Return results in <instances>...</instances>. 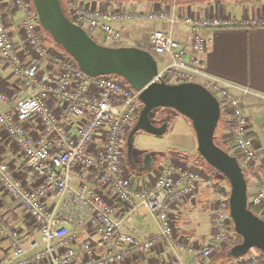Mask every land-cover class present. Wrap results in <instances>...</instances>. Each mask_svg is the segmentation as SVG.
I'll use <instances>...</instances> for the list:
<instances>
[{
    "label": "built area",
    "instance_id": "1",
    "mask_svg": "<svg viewBox=\"0 0 264 264\" xmlns=\"http://www.w3.org/2000/svg\"><path fill=\"white\" fill-rule=\"evenodd\" d=\"M6 5L0 0V71L12 70L18 79V95L0 90V129L24 157L36 182L28 187L0 157V184L27 212L40 235L27 242L20 229L6 228L0 212V230H6L14 264H122L165 242L174 253L191 255L189 262L179 264H202L218 248L234 244L237 235L226 183L203 166L179 168L168 160L156 171L150 186L137 185L127 171L126 135L140 114V93L117 76L84 74L43 30L32 0H13L10 6L23 15L24 47L29 51L25 56L23 46L9 31ZM68 6L69 20L91 37L100 31L104 44L122 39L123 30L116 24L168 25L150 35L153 52L165 61L152 83L203 86L219 101L228 125L221 139L223 150L238 160L246 175L264 162V147H258L252 138L237 94L250 91L208 72L209 39L202 34L263 28V20L239 23L215 16H180L160 8L148 12L101 10L87 0H69ZM179 27L191 34L189 45L177 38ZM48 40L54 46L49 47ZM52 101L59 112L53 110ZM29 123L40 127L36 137L29 133ZM203 186L217 196L215 233L204 248L178 241L170 215L179 201L192 199ZM249 205L264 212V179L255 187ZM140 209L156 220L158 235L140 239L136 231L126 232V224ZM260 263L257 254L247 262ZM0 264L6 263L0 260Z\"/></svg>",
    "mask_w": 264,
    "mask_h": 264
},
{
    "label": "crops",
    "instance_id": "2",
    "mask_svg": "<svg viewBox=\"0 0 264 264\" xmlns=\"http://www.w3.org/2000/svg\"><path fill=\"white\" fill-rule=\"evenodd\" d=\"M6 1L5 10L9 31L25 56L29 55L24 47L22 19L23 15L14 11L10 6L13 0ZM94 3L99 9L110 10L122 8L126 10L150 11L154 8L176 11L180 16L194 15L207 17L231 18L242 23L246 20L259 19L264 21V0H87ZM123 30L122 39L118 46H107L103 42L100 31L92 37L95 42L111 48H138L150 52L152 49L150 35L156 29H166L168 25L157 23H121L116 24ZM209 39V50L206 55V66L210 74L222 78L241 88L250 91V94L241 95L243 111L249 120L251 136L258 147H264V27L263 28H231L214 31H203ZM177 38L184 45H189L192 36L184 28L176 31ZM151 53V52H150ZM31 56H29L30 60ZM2 60L0 55V61ZM45 67V65H44ZM0 90L9 95H18V79L10 68L0 71ZM53 110L60 111L58 105L52 101ZM3 105V108H8ZM156 119L161 126L164 122L169 124L168 131L161 138L153 137L154 147L150 149L135 147V152L149 155L153 166L148 173L134 171L128 162L127 171L134 176L140 187L150 186L155 179L156 171L166 161L172 160L176 167L190 168L200 163L198 145L194 130L188 120L179 117L173 111H161ZM219 126L218 140L228 130V125ZM29 133L36 137L40 127L29 123ZM144 134V133H140ZM138 134V135H140ZM137 135V136H138ZM147 135V134H144ZM136 136V137H137ZM150 136V135H148ZM222 147V146H221ZM0 157L11 166L18 178L23 180L28 187H33L35 176L27 169L23 156L17 147L0 129ZM202 166V164H199ZM206 168V167H205ZM264 179V162L256 165L248 173V193L252 197L255 187ZM0 212L6 228H18L28 241L39 239L38 230L31 227L27 212L21 205L9 198L0 184ZM264 219V212L261 211ZM217 214V196L207 187H201L200 193L188 201H179L170 212L178 241H183L196 247H206L215 229L213 226ZM126 232H137L140 239H147L159 234L156 220L146 210L140 209L133 216L132 222L126 224ZM94 241V239H92ZM96 242V240H95ZM234 244L222 246L217 249L212 259L202 264H247L250 255L235 260L227 257L229 248ZM229 246V247H228ZM81 247L77 249L80 250ZM191 259L188 253H174L168 244L160 243L156 247L136 259H130L122 264H164L187 263ZM0 260L6 264H14L12 252L6 230H0ZM264 264V259H260Z\"/></svg>",
    "mask_w": 264,
    "mask_h": 264
},
{
    "label": "water",
    "instance_id": "3",
    "mask_svg": "<svg viewBox=\"0 0 264 264\" xmlns=\"http://www.w3.org/2000/svg\"><path fill=\"white\" fill-rule=\"evenodd\" d=\"M38 21L52 41L72 57L80 70L90 77L117 76L140 93L141 111L126 141L127 160L133 166L135 138L144 133L161 138L169 124L159 126L161 111H173L189 121L197 139L198 154L204 163L229 187L230 215L241 242L227 252L229 259H241L256 250L264 254V219L252 212L248 182L238 160L216 142L222 111L219 101L203 86L195 83L167 85L152 83L158 75V63L150 53L138 48H111L100 45L66 16L61 0H32ZM149 155L140 173L153 166ZM218 177V178H219Z\"/></svg>",
    "mask_w": 264,
    "mask_h": 264
},
{
    "label": "rangeland",
    "instance_id": "4",
    "mask_svg": "<svg viewBox=\"0 0 264 264\" xmlns=\"http://www.w3.org/2000/svg\"><path fill=\"white\" fill-rule=\"evenodd\" d=\"M61 2H62V6H63V9H68L69 8V6H68V3H69V0H61ZM52 41V40H51ZM50 40H48V42H47V45L50 47V46H54V44H52V42H51ZM106 45L107 46H118L119 44H116V43H114V42H112V43H106ZM151 53H152V55L156 58V60H157V63H158V66H160V67H162V65L163 64H165V61H163L162 60V58L159 56V55H157V54H155L154 52H153V50L151 49V51H150ZM225 122V120L223 119L222 121H221V123L219 124V126L220 125H223V124H225L224 123ZM135 125V124H134ZM134 125H133V127H134ZM132 127V128H133ZM132 128H131V130L129 131V133L127 134V138H128V136H129V134H130V132L132 131ZM218 129H219V127H218ZM217 129V132H216V138H217V140H219L220 139V134H218V130ZM126 141H127V139H126ZM153 141H154V139L153 138H151V136H148V135H144V134H140V135H138L136 138H135V147L137 146V147H139L140 149L141 148H145V149H150V148H153L154 147V144H153ZM126 157H127V151H126ZM200 157V156H199ZM200 160V163H197L198 165L199 164H202V166L203 167H206L205 166V164H204V161L201 159V158H199ZM128 161V160H127ZM128 163V162H127ZM206 170L210 173V174H212L213 176H215L214 175V173H213V170H209V169H207L206 168ZM216 177V176H215ZM218 178V177H217ZM246 178H248V175L246 176ZM220 179V178H219ZM227 185V184H226ZM228 186V185H227ZM262 211V209H258V212H259V214L261 215V212ZM259 215V217H261ZM262 218V217H261ZM27 221H29V223L31 224V227H33L34 228V230H35V227H34V225L32 224V222L30 221V219L29 220H27V218H26V222ZM235 243V242H234ZM227 246V245H226ZM230 246V245H229ZM228 246V247H229ZM230 249V248H229ZM256 254H258V252L256 251V250H254L253 252H251L249 255L250 256H253V255H256Z\"/></svg>",
    "mask_w": 264,
    "mask_h": 264
},
{
    "label": "trees",
    "instance_id": "5",
    "mask_svg": "<svg viewBox=\"0 0 264 264\" xmlns=\"http://www.w3.org/2000/svg\"><path fill=\"white\" fill-rule=\"evenodd\" d=\"M64 11H65V14H66V16L69 18V15H68V9H64ZM92 39L94 40V38L92 37ZM152 54V53H151ZM224 118L222 117L221 118V121L223 120ZM225 120V119H224ZM221 121H220V123H221ZM225 122H226V120H225ZM217 137V136H216ZM215 142H216V144L220 147V148H222L223 149V147H221L222 145H220V143H219V141L217 140V138H215ZM199 158H201V157H199ZM202 159V158H201ZM203 160V159H202ZM204 161V160H203ZM205 164V163H204ZM205 166H206V168L207 169H209L210 170V168L205 164ZM213 173H214V175L216 176V177H219V175L218 174H216L214 171H213ZM247 176V175H246ZM220 178V177H219ZM249 186V185H248ZM250 209L252 210V212L254 213V214H256L257 216H259L260 214H259V212H258V208H254V207H250ZM242 240H241V238L240 237H238L237 236V240H236V242L234 243V245H236V244H238V243H240ZM233 245V246H234ZM253 252V251H252ZM258 252V257L260 258V259H264V254L263 253H261V252H259V251H257ZM251 253V252H250Z\"/></svg>",
    "mask_w": 264,
    "mask_h": 264
},
{
    "label": "flooded vegetation",
    "instance_id": "6",
    "mask_svg": "<svg viewBox=\"0 0 264 264\" xmlns=\"http://www.w3.org/2000/svg\"><path fill=\"white\" fill-rule=\"evenodd\" d=\"M126 139H127V135H126ZM145 155L146 154H142V153L138 154L137 152L134 153V155H133V166L131 164V167L134 171H137L139 168H142L144 166Z\"/></svg>",
    "mask_w": 264,
    "mask_h": 264
}]
</instances>
